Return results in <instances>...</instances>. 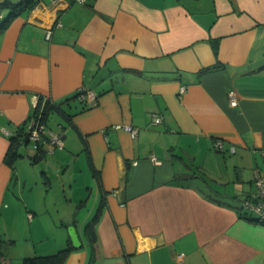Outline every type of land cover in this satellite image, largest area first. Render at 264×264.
<instances>
[{"label": "crops", "instance_id": "obj_1", "mask_svg": "<svg viewBox=\"0 0 264 264\" xmlns=\"http://www.w3.org/2000/svg\"><path fill=\"white\" fill-rule=\"evenodd\" d=\"M43 97L63 138L33 162L46 164L45 192L63 194L51 214L23 158L5 161ZM255 170L264 174V0H36L0 31V264L65 247L68 235L26 234L24 222L46 218L79 234L64 264H87L82 229L96 210L92 264H264V224L240 208Z\"/></svg>", "mask_w": 264, "mask_h": 264}, {"label": "trees", "instance_id": "obj_2", "mask_svg": "<svg viewBox=\"0 0 264 264\" xmlns=\"http://www.w3.org/2000/svg\"><path fill=\"white\" fill-rule=\"evenodd\" d=\"M72 2V0H70ZM36 3V0H3L0 2V12L4 9H7V15L0 23V31H2L8 22L18 15L20 12L24 10H28L33 7ZM85 92V88H81L76 96L83 95ZM43 100L39 98V101L36 107L33 110V115L36 117L37 115L40 116L41 120L46 124V119L50 109L54 106L51 104V101ZM47 125V124H46ZM21 145H31V142L28 140V135L26 134V128L21 133L10 137L9 139V146L7 148V152L5 154V161L8 164H13V162L21 157L19 154V146ZM44 148L42 145L37 146V151L34 154H29L31 156V162H35L38 159L42 158ZM240 208L242 205L240 203ZM98 217V211L96 210L91 219L85 223L83 226L82 232L83 236L87 240V244L89 247V258L87 264H92L98 254V249L96 247L97 243V235L95 230V222ZM250 219V218H249ZM252 221H256V217L251 219ZM75 226V225H74ZM77 248L72 246L70 239H68L67 244L65 247L58 249L54 253L46 254V255H34V256H26L22 258L21 264H64L65 260L67 259L69 253Z\"/></svg>", "mask_w": 264, "mask_h": 264}, {"label": "built area", "instance_id": "obj_3", "mask_svg": "<svg viewBox=\"0 0 264 264\" xmlns=\"http://www.w3.org/2000/svg\"><path fill=\"white\" fill-rule=\"evenodd\" d=\"M53 3H56L61 0H52ZM72 3L86 4L87 0H72ZM59 25V23H57ZM51 36V29L49 28L46 31L45 38L49 39ZM184 91V87L180 88V92ZM83 97V95H81ZM42 102L48 100L47 97L42 98ZM231 105L236 104V100L232 98L230 100ZM161 116L152 114L151 122L153 124H158L161 122ZM113 128L118 129L122 128L128 131L132 137H135L137 134V129L131 125H121L114 124ZM26 134L28 135V140L31 142L29 146V153L34 154L37 151V146L42 145L45 146L55 145L62 146L63 138L60 132L53 131L41 120L40 116H33L29 123L26 126ZM214 147L218 150H223V144L221 140H216L214 142ZM45 149V148H44ZM152 160L158 162L155 157H151ZM252 183L255 187L254 191L249 194V196L241 201L242 208L251 211L255 214L256 222L264 224V174L254 171L252 175ZM175 264H183L181 259V255H177V260Z\"/></svg>", "mask_w": 264, "mask_h": 264}, {"label": "rangeland", "instance_id": "obj_4", "mask_svg": "<svg viewBox=\"0 0 264 264\" xmlns=\"http://www.w3.org/2000/svg\"><path fill=\"white\" fill-rule=\"evenodd\" d=\"M26 147L21 145L19 146V154H21V157L23 159L19 160L21 162V164L19 165V168L22 170L23 174L27 175V177L29 179L32 180H37V183L34 184V188H35V193L40 194V198L41 196L46 197V199L48 200V211L51 214V210L54 209V206L52 205V201H54L56 203L57 206H60L61 203H63V194L56 188L54 189H49V191L45 192L46 190L43 187V183L42 180L39 181V177H40V171L42 170V168L46 165L43 162H38L36 164H34L33 162H31L30 159H28L26 157L27 152H26ZM65 169V167L62 169V171ZM220 174V175H219ZM222 175L224 177H220L221 176V172H217L215 176H219V179L217 180H221V178L225 181L227 180V175H225L224 172H222ZM52 177H54L53 173L51 175ZM254 186V185H253ZM57 187V186H56ZM66 188L68 189V186H66ZM56 189V190H55ZM255 187L253 188L254 191ZM88 199V198H87ZM96 200V197L94 198L93 196L89 199L88 202V206H87V214L92 212V208L94 205V202ZM72 225V224H67L64 223V225H61V223L56 222V223H51V221L49 219H44L43 221L40 222H33V224L31 225V227H29V222L26 221L22 224V226H24L26 229V234L28 229L30 228L33 232V235H36L35 230L42 228L39 232L38 235H68V226ZM78 225V223H77Z\"/></svg>", "mask_w": 264, "mask_h": 264}, {"label": "water", "instance_id": "obj_5", "mask_svg": "<svg viewBox=\"0 0 264 264\" xmlns=\"http://www.w3.org/2000/svg\"><path fill=\"white\" fill-rule=\"evenodd\" d=\"M26 157L30 160L32 159L29 154H27ZM67 230H68V236L72 243V246L75 248L79 247L81 245V241H80V237H79L76 227L74 225H69Z\"/></svg>", "mask_w": 264, "mask_h": 264}]
</instances>
